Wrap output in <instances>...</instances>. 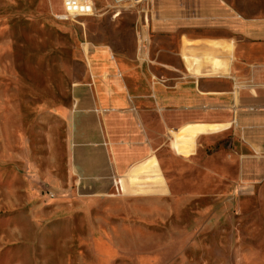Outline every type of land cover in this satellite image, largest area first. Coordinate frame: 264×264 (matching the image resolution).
I'll return each mask as SVG.
<instances>
[{
    "label": "rangeland",
    "instance_id": "rangeland-1",
    "mask_svg": "<svg viewBox=\"0 0 264 264\" xmlns=\"http://www.w3.org/2000/svg\"><path fill=\"white\" fill-rule=\"evenodd\" d=\"M109 5L59 20L62 0H0V264H264V122L116 189L68 177L64 120L83 49L131 52L136 20L163 6L251 18L264 0H153L147 16Z\"/></svg>",
    "mask_w": 264,
    "mask_h": 264
},
{
    "label": "crops",
    "instance_id": "crops-1",
    "mask_svg": "<svg viewBox=\"0 0 264 264\" xmlns=\"http://www.w3.org/2000/svg\"><path fill=\"white\" fill-rule=\"evenodd\" d=\"M62 1L56 17L66 15ZM95 1L69 0V13L95 16ZM163 11L136 20L131 52L83 49L86 80L64 116L66 168L78 186L132 189L162 158H191L216 137L240 138L247 122H264V17L222 6L188 17L181 5L173 19Z\"/></svg>",
    "mask_w": 264,
    "mask_h": 264
},
{
    "label": "built area",
    "instance_id": "built-area-1",
    "mask_svg": "<svg viewBox=\"0 0 264 264\" xmlns=\"http://www.w3.org/2000/svg\"><path fill=\"white\" fill-rule=\"evenodd\" d=\"M110 2V8L112 10L116 9H121V8H129L134 10V12L138 13L139 15L141 14H148L149 13V7L153 4V0H109ZM68 3L69 0H65V9H66V15L65 16H57V19L63 20V19H68L70 18H77L82 15L83 13L76 14L75 16H72L69 13V8H68ZM86 3L88 7L91 8L92 6V0H86Z\"/></svg>",
    "mask_w": 264,
    "mask_h": 264
}]
</instances>
